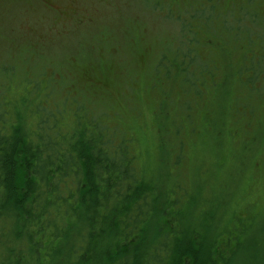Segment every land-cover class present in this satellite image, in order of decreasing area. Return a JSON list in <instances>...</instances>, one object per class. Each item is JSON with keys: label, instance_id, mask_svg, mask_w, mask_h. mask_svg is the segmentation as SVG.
Here are the masks:
<instances>
[{"label": "rangeland", "instance_id": "obj_1", "mask_svg": "<svg viewBox=\"0 0 264 264\" xmlns=\"http://www.w3.org/2000/svg\"><path fill=\"white\" fill-rule=\"evenodd\" d=\"M0 82L44 116L94 105L188 195L264 209V0H0Z\"/></svg>", "mask_w": 264, "mask_h": 264}, {"label": "trees", "instance_id": "obj_2", "mask_svg": "<svg viewBox=\"0 0 264 264\" xmlns=\"http://www.w3.org/2000/svg\"><path fill=\"white\" fill-rule=\"evenodd\" d=\"M0 84V264H264V209L150 175L92 104L44 116L38 86Z\"/></svg>", "mask_w": 264, "mask_h": 264}]
</instances>
